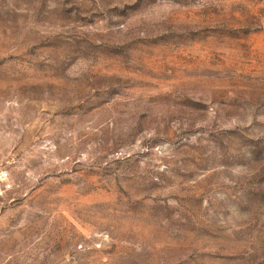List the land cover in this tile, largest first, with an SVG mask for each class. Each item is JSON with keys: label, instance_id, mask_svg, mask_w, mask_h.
Returning <instances> with one entry per match:
<instances>
[{"label": "rangeland", "instance_id": "obj_1", "mask_svg": "<svg viewBox=\"0 0 264 264\" xmlns=\"http://www.w3.org/2000/svg\"><path fill=\"white\" fill-rule=\"evenodd\" d=\"M0 264H264V0H0Z\"/></svg>", "mask_w": 264, "mask_h": 264}, {"label": "built area", "instance_id": "obj_2", "mask_svg": "<svg viewBox=\"0 0 264 264\" xmlns=\"http://www.w3.org/2000/svg\"><path fill=\"white\" fill-rule=\"evenodd\" d=\"M9 174L6 170L0 168V198L11 188Z\"/></svg>", "mask_w": 264, "mask_h": 264}]
</instances>
